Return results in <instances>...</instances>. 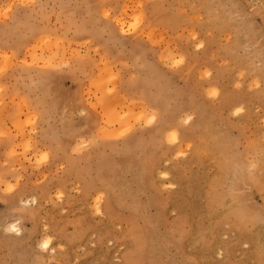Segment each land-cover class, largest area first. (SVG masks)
<instances>
[{
	"label": "rangeland",
	"instance_id": "rangeland-1",
	"mask_svg": "<svg viewBox=\"0 0 264 264\" xmlns=\"http://www.w3.org/2000/svg\"><path fill=\"white\" fill-rule=\"evenodd\" d=\"M0 264H264V0H0Z\"/></svg>",
	"mask_w": 264,
	"mask_h": 264
},
{
	"label": "bare ground",
	"instance_id": "bare-ground-1",
	"mask_svg": "<svg viewBox=\"0 0 264 264\" xmlns=\"http://www.w3.org/2000/svg\"><path fill=\"white\" fill-rule=\"evenodd\" d=\"M16 228L18 229V226H17V225H15V229H16ZM49 244H50V241H45V242H44V245L47 246V247L50 246Z\"/></svg>",
	"mask_w": 264,
	"mask_h": 264
}]
</instances>
